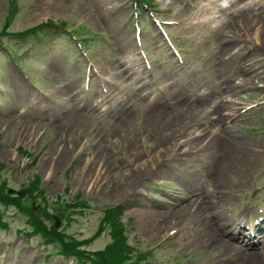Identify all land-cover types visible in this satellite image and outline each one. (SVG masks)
I'll list each match as a JSON object with an SVG mask.
<instances>
[{
  "label": "rangeland",
  "instance_id": "rangeland-1",
  "mask_svg": "<svg viewBox=\"0 0 264 264\" xmlns=\"http://www.w3.org/2000/svg\"><path fill=\"white\" fill-rule=\"evenodd\" d=\"M147 1L0 0V264L100 262L114 206L136 250L124 264H264L234 233L264 214V0ZM149 11L178 22L165 31L182 64Z\"/></svg>",
  "mask_w": 264,
  "mask_h": 264
},
{
  "label": "trees",
  "instance_id": "trees-1",
  "mask_svg": "<svg viewBox=\"0 0 264 264\" xmlns=\"http://www.w3.org/2000/svg\"><path fill=\"white\" fill-rule=\"evenodd\" d=\"M29 31L34 32L35 28L30 29ZM110 216L112 217L108 216L105 221L109 223L112 228L113 242L107 246L104 251L98 252L100 262H95V264H124L122 262L123 257H121V254L128 251L126 238L123 234V228L120 227V225L118 227L116 226L117 223L113 217V213H110ZM0 224L5 225L1 220ZM64 253L69 254L67 251H64Z\"/></svg>",
  "mask_w": 264,
  "mask_h": 264
},
{
  "label": "bare ground",
  "instance_id": "bare-ground-1",
  "mask_svg": "<svg viewBox=\"0 0 264 264\" xmlns=\"http://www.w3.org/2000/svg\"><path fill=\"white\" fill-rule=\"evenodd\" d=\"M247 7H248V6H247ZM261 32H262V31H261ZM224 50L226 51V48H225ZM224 50H223V51H224ZM225 51H224V52H225ZM223 56H224V55H223ZM79 116H80V115H79ZM219 173L222 174V170H220ZM123 179H124V178H123ZM201 203H202V202H201ZM192 205H193V204H192ZM195 205H196V204H195ZM187 207H189V206L187 205L185 208H187ZM185 208H184V209H185ZM158 216H159V215H158ZM177 216H178V215H177ZM181 216H183V215H181ZM159 222H160V220H159ZM224 247H225V251H224L225 253L228 252V250H230V249L232 248L230 244H225ZM241 250H242V249H241ZM226 254H227V253H226ZM227 255H228V254H227ZM245 255H246V254H245ZM255 257H257L255 254H252V255H251V254H247V255L245 256L244 262H249V261L252 260V259L254 260ZM253 263H254V261H253ZM253 263H252V264H253Z\"/></svg>",
  "mask_w": 264,
  "mask_h": 264
},
{
  "label": "water",
  "instance_id": "water-1",
  "mask_svg": "<svg viewBox=\"0 0 264 264\" xmlns=\"http://www.w3.org/2000/svg\"><path fill=\"white\" fill-rule=\"evenodd\" d=\"M10 192H12V190H10ZM19 194H21V192H18ZM56 220L58 221V218L56 217Z\"/></svg>",
  "mask_w": 264,
  "mask_h": 264
}]
</instances>
